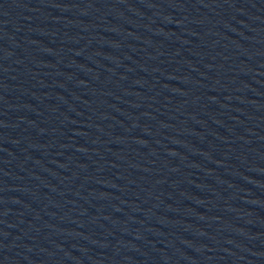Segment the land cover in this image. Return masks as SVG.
<instances>
[{"label": "water", "instance_id": "95a60500", "mask_svg": "<svg viewBox=\"0 0 264 264\" xmlns=\"http://www.w3.org/2000/svg\"><path fill=\"white\" fill-rule=\"evenodd\" d=\"M0 264H264V0H0Z\"/></svg>", "mask_w": 264, "mask_h": 264}]
</instances>
